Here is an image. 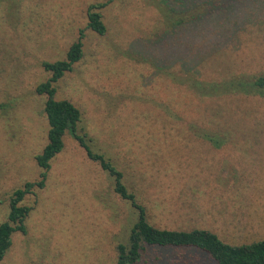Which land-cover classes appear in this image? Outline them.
I'll list each match as a JSON object with an SVG mask.
<instances>
[{
	"label": "rangeland",
	"instance_id": "1",
	"mask_svg": "<svg viewBox=\"0 0 264 264\" xmlns=\"http://www.w3.org/2000/svg\"><path fill=\"white\" fill-rule=\"evenodd\" d=\"M97 1L0 0V222L12 191L41 171L42 63L64 58L83 30V56L54 97L80 109L88 143L123 172L149 223L207 229L231 245L264 240V94L200 98L180 81L182 70L264 75V0H114L101 11L103 35L86 27ZM180 9L196 17L175 25ZM22 204L32 207L26 232L0 264H116L136 218L68 134L44 187ZM143 261L215 264L195 248L159 246Z\"/></svg>",
	"mask_w": 264,
	"mask_h": 264
},
{
	"label": "trees",
	"instance_id": "2",
	"mask_svg": "<svg viewBox=\"0 0 264 264\" xmlns=\"http://www.w3.org/2000/svg\"><path fill=\"white\" fill-rule=\"evenodd\" d=\"M114 0H101L87 7V28L103 35L106 25L102 19V9ZM179 14V15H177ZM173 19L174 24L182 26L196 15L180 9ZM83 30L80 36L68 47L65 57L54 61H44L43 68L49 72L46 81L39 83L35 91L45 94L43 112L47 122L46 143L34 157L41 171L34 181H26L21 187L12 191L8 198L9 211L6 219L0 222V262L12 244L15 232H26V218L32 207L22 204L27 194L44 187L51 160L63 149L64 136L68 134L84 149L87 157L96 162L102 170L113 178V190L121 199L127 200L136 209V218L129 230L125 243H117L116 264L144 263L143 256L149 246L172 248H195L206 253L215 264H264V240L252 241L247 244L231 245L222 241L214 232L207 229L190 230L159 228L147 220L145 207L137 202L135 194L125 183L123 172L103 152L94 150L86 134L79 126L81 111L70 100L56 99V83L65 73L73 70L74 65L83 56ZM180 81L197 97L216 98L222 95L242 93L264 94V75L257 77L233 76L216 79H202L197 74L180 71ZM205 131V130H203ZM224 132L217 131L218 133ZM205 137V136H204Z\"/></svg>",
	"mask_w": 264,
	"mask_h": 264
}]
</instances>
